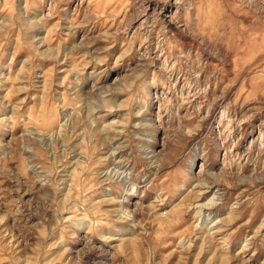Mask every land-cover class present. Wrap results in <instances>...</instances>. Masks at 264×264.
<instances>
[{
  "label": "rangeland",
  "instance_id": "1",
  "mask_svg": "<svg viewBox=\"0 0 264 264\" xmlns=\"http://www.w3.org/2000/svg\"><path fill=\"white\" fill-rule=\"evenodd\" d=\"M0 264H264V0H0Z\"/></svg>",
  "mask_w": 264,
  "mask_h": 264
},
{
  "label": "bare ground",
  "instance_id": "2",
  "mask_svg": "<svg viewBox=\"0 0 264 264\" xmlns=\"http://www.w3.org/2000/svg\"><path fill=\"white\" fill-rule=\"evenodd\" d=\"M118 174V173H117ZM123 176H124V174H123Z\"/></svg>",
  "mask_w": 264,
  "mask_h": 264
}]
</instances>
